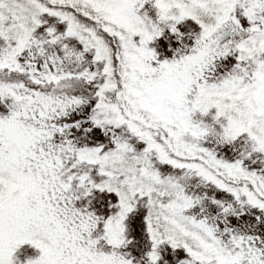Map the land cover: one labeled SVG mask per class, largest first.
<instances>
[{"label": "snow or ice", "instance_id": "obj_1", "mask_svg": "<svg viewBox=\"0 0 264 264\" xmlns=\"http://www.w3.org/2000/svg\"><path fill=\"white\" fill-rule=\"evenodd\" d=\"M0 264H264V0H0Z\"/></svg>", "mask_w": 264, "mask_h": 264}]
</instances>
